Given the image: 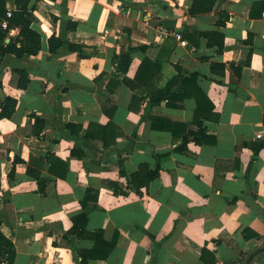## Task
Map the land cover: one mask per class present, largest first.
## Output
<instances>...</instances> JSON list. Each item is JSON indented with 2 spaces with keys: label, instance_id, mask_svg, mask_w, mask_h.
<instances>
[{
  "label": "crops",
  "instance_id": "1",
  "mask_svg": "<svg viewBox=\"0 0 264 264\" xmlns=\"http://www.w3.org/2000/svg\"><path fill=\"white\" fill-rule=\"evenodd\" d=\"M259 1L197 16L193 0L30 1L41 50L0 54V112L17 101L0 119L13 264H264ZM208 31L224 34L222 51L195 36ZM201 129L198 144L189 133Z\"/></svg>",
  "mask_w": 264,
  "mask_h": 264
},
{
  "label": "trees",
  "instance_id": "2",
  "mask_svg": "<svg viewBox=\"0 0 264 264\" xmlns=\"http://www.w3.org/2000/svg\"><path fill=\"white\" fill-rule=\"evenodd\" d=\"M31 0H15L16 5L18 6L17 10L13 11L11 16H8V10L6 8V3L4 0H0V54L2 57L12 54L18 58L24 56H35L41 50V35L39 32L32 28L34 21L33 13L29 10V4ZM218 0H193L192 6L189 9V14L191 16H197L204 13H209L214 9V6ZM260 10L259 16H262L264 13V0L257 2L254 5L251 16L254 17L255 9ZM7 21V28L4 29L2 23ZM74 28H75V24ZM220 26L225 25V21L219 22ZM12 29H19V35L16 40L11 39L7 44L6 39L9 37V33ZM195 36H203L208 40V44L211 47H217L219 51H222L224 48V34L220 31H208L200 32L195 34ZM63 42L55 36H52L49 40L50 52L55 53L57 49L61 47ZM131 63V57L129 55L123 56L121 58V67L123 70L127 71ZM150 61L145 60L140 69L143 71L148 68ZM19 75L18 88L25 89L27 88L29 82V74L25 70H15ZM187 79L191 81L193 78ZM163 97H168L166 92H162ZM162 97V98H163ZM17 101L14 98L7 97L4 102V107L0 112V119L10 118L16 109ZM189 135L194 137L195 142L198 144L204 143L206 138V133L204 130L198 132H190ZM187 141L185 139L184 144L180 150H184L187 147ZM264 147V144H257L255 147V152H258ZM158 173H155L151 178H155ZM16 249L13 241L9 239L0 228V264H13L16 258ZM213 261V260H212ZM213 263V262H212Z\"/></svg>",
  "mask_w": 264,
  "mask_h": 264
},
{
  "label": "built area",
  "instance_id": "3",
  "mask_svg": "<svg viewBox=\"0 0 264 264\" xmlns=\"http://www.w3.org/2000/svg\"><path fill=\"white\" fill-rule=\"evenodd\" d=\"M11 14H12V12L11 11H8V16L10 17L11 16ZM2 26H3V28L4 29H6L7 28V21H4L3 23H2ZM176 37L179 39V40H181V36H180V34H176ZM182 43V45H185V43L186 42H181Z\"/></svg>",
  "mask_w": 264,
  "mask_h": 264
},
{
  "label": "water",
  "instance_id": "4",
  "mask_svg": "<svg viewBox=\"0 0 264 264\" xmlns=\"http://www.w3.org/2000/svg\"><path fill=\"white\" fill-rule=\"evenodd\" d=\"M6 42H8V40H6Z\"/></svg>",
  "mask_w": 264,
  "mask_h": 264
}]
</instances>
